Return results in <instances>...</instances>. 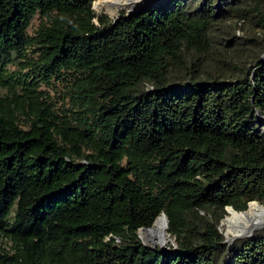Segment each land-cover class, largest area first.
Returning a JSON list of instances; mask_svg holds the SVG:
<instances>
[{"label":"trees","instance_id":"obj_1","mask_svg":"<svg viewBox=\"0 0 264 264\" xmlns=\"http://www.w3.org/2000/svg\"><path fill=\"white\" fill-rule=\"evenodd\" d=\"M92 2L0 0V264H264V0Z\"/></svg>","mask_w":264,"mask_h":264},{"label":"bare ground","instance_id":"obj_2","mask_svg":"<svg viewBox=\"0 0 264 264\" xmlns=\"http://www.w3.org/2000/svg\"><path fill=\"white\" fill-rule=\"evenodd\" d=\"M152 0H96L93 8L95 11L105 10L108 14L115 16L119 12L129 9H139ZM161 1V0H160ZM228 208H232L228 206ZM264 224V206L258 202H249L244 212L237 213L231 210L230 215L223 220L226 228V236H237L247 232H253ZM145 237L160 245L167 242V225L163 216H158L154 223L144 229ZM230 236V237H231ZM228 237V238H230Z\"/></svg>","mask_w":264,"mask_h":264},{"label":"rangeland","instance_id":"obj_3","mask_svg":"<svg viewBox=\"0 0 264 264\" xmlns=\"http://www.w3.org/2000/svg\"><path fill=\"white\" fill-rule=\"evenodd\" d=\"M96 0H93V2H92V8H93V5H94V2H95ZM219 6V4L217 5V7ZM94 12L97 14V15H99V14H104L105 16H107L110 20H112L113 21V19L116 17V16H120V13L121 12H123L124 13V11H121V12H119L117 15H115V16H112V15H110V14H108L105 10H99V11H95L94 10ZM38 22H39V19L37 18V16L33 19V21H32V23H31V25H30V27L28 28V34L29 35H32L33 33H34V31H35V29L37 28V25H38ZM19 59L16 57V56H12L11 57V59L7 62V65H6V68H7V72H14L15 70H18V69H20V67H21V65L19 64ZM6 93V88H3L1 85H0V95H4ZM50 95H51V99H52V101H54V102H57L58 101V99H57V96H56V92H50ZM58 104V103H57ZM263 126V125H262ZM248 205V204H247ZM264 206V205H263ZM226 209V208H225ZM228 212V211H227ZM236 212V211H235ZM238 213V212H237ZM241 213V212H240ZM228 214V213H227ZM226 216H224L223 218H222V220L220 221V223H219V225H218V228H219V230L223 233V235L225 236L226 235V228H225V226L223 225V220H224V218H225ZM262 228H264V225L263 226H261V228L259 227V228H255V230L252 232V235H253V233L255 232V231H257V230H260V229H262ZM138 235H139V237L141 238V240L145 243V244H148V245H151L152 246V241L149 239V237L148 238H146L145 237V232H144V230H142V229H139L138 230ZM231 236V235H230ZM229 235H227V237H230ZM154 241V240H153ZM175 243H174V240H173V238L172 237H170L168 234H167V242H166V244L165 245H163V247H165V248H168V245H174ZM0 246H3V247H5V248H7V249H9V246H10V244H9V242L8 241H6V239L4 238V237H2V238H0ZM157 247H160V244H156V246H155V248H157Z\"/></svg>","mask_w":264,"mask_h":264},{"label":"water","instance_id":"obj_4","mask_svg":"<svg viewBox=\"0 0 264 264\" xmlns=\"http://www.w3.org/2000/svg\"><path fill=\"white\" fill-rule=\"evenodd\" d=\"M159 1L160 0H152L151 2L145 4L144 6H142L139 9H129L126 12H124V16L127 17V18L135 17L138 14L144 12L145 10L154 7ZM92 9L94 10V8H92ZM119 17H120L119 15L116 16L113 19V21L116 22ZM261 119L264 120V118H261ZM262 120H260V125L263 124V121ZM254 202H256V201H254ZM160 216H163V218H164V220L166 222V225H167V218H166L165 214L164 213H161ZM263 225H261V226H263ZM261 226H260V228H261ZM141 229L144 230L145 228H141ZM251 236H252V232H247V233H244V234H241V235H237V236H231L230 238H228L225 235L224 243L231 244L234 240L241 239V238H248V237H251ZM155 246H156V243L154 241H152V247L155 248ZM159 249L160 250H164L166 248L163 247L162 245H160Z\"/></svg>","mask_w":264,"mask_h":264}]
</instances>
